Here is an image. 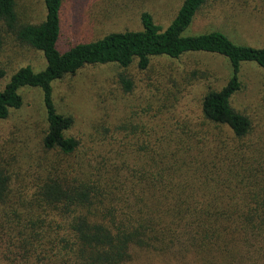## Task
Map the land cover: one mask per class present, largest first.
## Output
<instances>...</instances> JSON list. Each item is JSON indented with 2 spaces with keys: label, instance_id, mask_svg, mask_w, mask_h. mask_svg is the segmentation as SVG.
I'll use <instances>...</instances> for the list:
<instances>
[{
  "label": "trees",
  "instance_id": "16d2710c",
  "mask_svg": "<svg viewBox=\"0 0 264 264\" xmlns=\"http://www.w3.org/2000/svg\"><path fill=\"white\" fill-rule=\"evenodd\" d=\"M210 2L182 0L166 28L143 13L140 31L109 33L61 50L62 0H43L46 15L38 25L20 24L15 1L0 0V47L4 34H10L17 45L40 52L45 61L39 72L20 68L0 90V121L22 108L24 89L38 90L46 122L41 149L58 161L43 175L32 166L21 173L17 156L12 153L5 160L6 151L0 150V206L6 215L0 233L6 246L17 250L8 252L11 263L136 264L148 255L167 264H250L260 253L264 192L236 198L227 192V178L202 174L199 152L192 153L195 135L183 132L186 139L178 137L172 145L171 135L158 134L147 148H139L141 156L128 162L116 156L107 163L91 148L89 154L83 152L81 141L67 136L73 119L59 114L53 103L54 83L86 68L117 67L119 84L128 92L132 84L123 74L132 66L147 72L156 59L214 55L228 62L230 74L220 89L208 88L200 104L201 119L226 128L236 140L249 137L250 120L231 100L241 90L243 64L264 70V44L238 45L220 31L186 35ZM192 75L208 79L205 72ZM11 198L20 210L9 214Z\"/></svg>",
  "mask_w": 264,
  "mask_h": 264
},
{
  "label": "rangeland",
  "instance_id": "374dc122",
  "mask_svg": "<svg viewBox=\"0 0 264 264\" xmlns=\"http://www.w3.org/2000/svg\"><path fill=\"white\" fill-rule=\"evenodd\" d=\"M14 1L20 24L38 25L45 19L43 0ZM181 2L62 0L59 48L65 50L77 43L96 41L109 33L140 31L143 13L166 28ZM212 31L224 33L235 44L261 48L264 0H211L186 35ZM2 38L0 90L20 68L29 66L34 72L45 68L40 52L17 45L10 34ZM194 72H205L208 79H193L189 74ZM120 73L113 65L90 67L53 85L57 112L73 119L67 136L80 140L83 152L89 154L91 148L107 163L117 160L116 156L128 162V158L141 156L139 148H147L158 134L171 135V144L175 145L178 137L186 139L185 132L198 138L192 153L199 152L202 174H214L220 181L227 178V192L236 198L264 192V70L254 64L241 66V90L232 98L231 105L250 120L252 131L240 141L226 128L202 121L200 114L201 100L208 88L218 90L229 78L230 67L224 58L195 54L176 61L156 59L147 72H138L132 66L123 74L132 84L128 92L119 84ZM21 94L22 108L0 121V150L6 151L5 160L12 153L17 156L21 173L25 167L32 166L43 175L58 161L54 154H45L41 149L40 140L46 129L41 94L36 89H24ZM215 178L203 177L209 183L217 181ZM16 203L11 198L6 212L20 210ZM4 212L5 207L0 206V224L6 219ZM1 233L0 264H13L8 252L17 250L6 246ZM262 247L250 264H264V244ZM136 264L167 263L145 255Z\"/></svg>",
  "mask_w": 264,
  "mask_h": 264
}]
</instances>
